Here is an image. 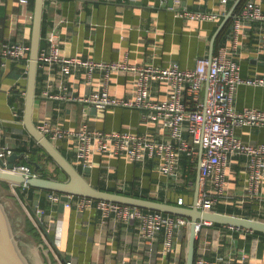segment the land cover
<instances>
[{
    "label": "crops",
    "instance_id": "1",
    "mask_svg": "<svg viewBox=\"0 0 264 264\" xmlns=\"http://www.w3.org/2000/svg\"><path fill=\"white\" fill-rule=\"evenodd\" d=\"M256 1L264 8V0ZM245 3V0H46L47 30L41 47L47 45V32L57 28L62 53L68 57L158 66L178 62L183 68H194L199 57L210 56L214 34L236 5L231 22L223 26L216 38L219 44L215 41L214 53L224 46L229 58L240 64L244 77H264L261 22L244 18L240 28L234 29L236 10ZM185 8L214 15L205 19L190 18L183 14ZM33 10L31 0H0V44L21 41L30 45ZM26 57L9 59L6 64L0 61V150L10 148L11 154L22 153L16 164L28 159L31 163L34 159L52 170L55 164L42 159L41 150L34 151L39 143L23 123L29 69ZM137 80V72L131 70L96 69L89 73L86 67L79 66L63 72L58 65L40 61L34 120L38 127L46 121L53 127L71 130L87 124L90 128L131 131L155 140H170L169 130L159 121L144 116L140 108H99L60 96H81L107 87L113 95L129 99ZM150 89L154 99L163 101L169 98L172 87L166 81L153 79ZM201 95L205 99V88ZM182 100L190 107L196 104L186 88ZM234 103L238 109L250 106L264 110V85L240 84ZM235 133L246 142L264 143V125H239ZM47 136L51 139L49 133ZM183 137L190 141V132L184 131ZM51 140L78 168L86 171L78 157L76 138ZM197 150L196 156L182 152L173 174L161 170L160 157L133 160L126 154L96 152L91 170L85 174L97 186L133 189L156 199L163 196L165 199L160 200H176L191 206L202 147L198 145ZM249 173L246 154L228 155L223 191L213 180L207 181V190L215 199L214 210L221 211L217 207L222 205L221 212L231 213L229 210L233 209L238 213H232L238 215L264 219V177L261 192L253 195L247 189ZM19 185L27 190L25 198L18 194L16 186ZM10 187L11 190L0 191L11 208L24 249L38 264H66V260L72 264H183L186 261L190 228L179 233L173 250L168 252L163 245L164 231L158 233L153 244H148L139 236L138 221L125 222L104 216L97 201L81 205V196L76 195L67 206L65 200L52 202L49 190L36 188L29 192V186L13 183ZM39 209L44 210V224L55 243L43 229V241L30 232L29 220L34 222L32 212L37 213ZM254 231L204 223L198 233V254L208 258L232 257L245 250L249 262L264 264V235Z\"/></svg>",
    "mask_w": 264,
    "mask_h": 264
},
{
    "label": "built area",
    "instance_id": "2",
    "mask_svg": "<svg viewBox=\"0 0 264 264\" xmlns=\"http://www.w3.org/2000/svg\"><path fill=\"white\" fill-rule=\"evenodd\" d=\"M28 1V0H23ZM185 16L205 19L213 16L204 11H192L185 8ZM258 20L260 28V48L264 53V8L256 0H247L244 7L237 13L234 29L237 31L243 19ZM47 45L41 47L39 60L58 65L63 72H70L79 66H84L89 73L96 69L131 70L138 74L136 88L129 99L113 95L107 87L95 90L86 95H65L74 100L93 104L99 108L109 106H128L140 108L143 115L159 121L169 130L170 140H155L145 134L131 131H107L90 128L87 124L78 130L53 127L48 121L39 128L51 139L76 138L79 159L85 166H91L96 152L110 154H126L133 160L160 157V168L167 174H173L180 162L182 152L190 156L198 154L197 146L202 147L200 167V184L197 205L202 209H213L215 199L207 190V181L213 180L220 191L225 184V165L229 154H246L249 158V179L247 189L251 194L261 192L264 177V143L244 141L235 133L239 125H264V110L246 106L238 109L234 103V94L242 83L264 85V77H244L240 64L229 58L228 51L221 46L211 57L201 56L194 68H183L178 62L168 66L155 64L138 65L126 61L95 60L79 56H65L62 53L61 34L57 28L49 30L45 36ZM30 52V45L21 41H8L0 44V61L6 64L9 59L20 58ZM159 79L168 82L172 90L169 98L159 101L153 98L150 81ZM186 88L191 99L196 101L190 107L182 100L183 89ZM205 88L206 96L202 98L201 91ZM55 96L54 94H49ZM189 131L191 140L183 137V132ZM13 152L10 148L0 150V157ZM29 177L36 171L27 163L15 164L11 169ZM24 186H29L24 183ZM66 205H71L74 194H68ZM52 202L63 200V195L56 191L49 192ZM97 201L104 216H114L125 221H138L140 238L148 244H153L161 231L165 232L164 249L173 250L179 233L184 228H190L191 219L182 215L164 213L162 211L143 209L123 203L96 200L92 197L81 196V205H89ZM37 214H44L43 209ZM211 221L201 220L198 228ZM248 253L241 250L240 254L232 257L218 256L208 258L205 254H197L194 264H262L248 261ZM66 264H72L66 260Z\"/></svg>",
    "mask_w": 264,
    "mask_h": 264
},
{
    "label": "water",
    "instance_id": "3",
    "mask_svg": "<svg viewBox=\"0 0 264 264\" xmlns=\"http://www.w3.org/2000/svg\"><path fill=\"white\" fill-rule=\"evenodd\" d=\"M46 0H35L33 10L32 34L30 40V56L29 69L27 76V88L24 107V119L28 132L37 140V142L53 157V159L67 173L68 178L58 179L52 177H44L38 173L43 164L32 159L36 174L25 176L22 173L14 172L11 169L16 164V159L22 156V153L8 154L0 157V181H7L13 184L28 183L31 186L42 188L49 191H56L63 195V200H68V194L92 197L95 199H103L123 203L143 209L162 211L175 215H182L191 219L188 248L185 264H194L197 242H198V222L207 220L222 224L243 227L251 230L264 232V219L256 217H248L238 215L236 213L221 212L214 209H202L197 205L200 184V168L198 179L195 184V200L194 204L189 206L182 203H174L167 200H160L151 197L137 196L120 191L103 189L91 182L85 172L90 171L91 167L86 166L85 170H80L68 157L54 144V142L38 127L34 120V106L36 99V87L39 70V56L42 45V28L44 19ZM236 5L225 15L221 25L214 34L211 43V54L215 51V41L222 30L223 26L232 17ZM201 158V156H200ZM36 218L49 237L55 243L53 236L44 224V214H37ZM0 264H38L34 258H30L24 249L22 241L18 235L17 224L13 218L11 208L4 200L0 191Z\"/></svg>",
    "mask_w": 264,
    "mask_h": 264
},
{
    "label": "trees",
    "instance_id": "4",
    "mask_svg": "<svg viewBox=\"0 0 264 264\" xmlns=\"http://www.w3.org/2000/svg\"><path fill=\"white\" fill-rule=\"evenodd\" d=\"M34 1L35 0H31V3H32V7L34 9ZM247 1V0H245ZM244 4V3H243ZM243 4L242 6H239L237 8V13L240 12L243 8ZM231 22V19L227 22V24H229ZM46 30H47V17H46V14L44 13V19H43V28H42V35L44 36L45 33H46ZM43 37H42V45L43 46ZM219 44V40L216 41V45ZM27 57L26 58H29L30 56V52H28L27 54ZM38 150H41L42 151V159H44L45 161H48V162H52L55 164V167L52 169V170H49L48 168H45L44 166H42L38 173L44 177H52V178H58V179H66L68 178V175L67 173L63 170V168L53 159V157L40 145L38 144V147L37 149H35L34 151H38ZM43 161V160H42ZM24 163H28L29 165L32 166L33 169H35L34 165L32 163L29 162V159L28 160H24ZM43 164V163H42ZM79 169L81 170V168L79 167ZM100 188H103V189H109V190H113V191H120V192H124V193H128V194H133V195H137V196H143V197H154L155 196H152L150 195L149 193H141L137 190H129V189H120V188H117L115 186H104V185H100L99 186ZM38 187H34V186H31L29 185V192L36 189ZM5 189H8V190H11V187H10V182H7V181H0V190L3 192ZM16 189L18 191V194L20 197L22 198H25V193L27 192V190H24L22 189V186H16ZM27 189V188H26ZM160 199H165L163 196L162 197H159ZM173 202L175 203H178V201L176 200H172ZM217 209L221 210V211H224L223 209V206L222 205H219L217 207ZM229 212H236L238 213V210H229ZM32 215H33V219H34V222H32V220H29L30 221V224H31V227H30V232L34 235V237L38 240H42L43 241V231H42V228L41 226L39 225L38 221H37V218H36V212L33 211L32 212ZM215 225H222V223H218V222H214ZM254 234H261V235H264V232L262 231H254ZM197 249H198V245H197ZM198 254V251L196 252V255ZM52 257H54V255L51 253ZM185 262V261H184ZM183 262V264H184Z\"/></svg>",
    "mask_w": 264,
    "mask_h": 264
}]
</instances>
